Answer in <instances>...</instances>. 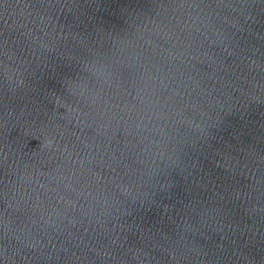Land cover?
I'll return each mask as SVG.
<instances>
[{
    "label": "water",
    "instance_id": "1",
    "mask_svg": "<svg viewBox=\"0 0 264 264\" xmlns=\"http://www.w3.org/2000/svg\"><path fill=\"white\" fill-rule=\"evenodd\" d=\"M0 264H264V0H0Z\"/></svg>",
    "mask_w": 264,
    "mask_h": 264
}]
</instances>
